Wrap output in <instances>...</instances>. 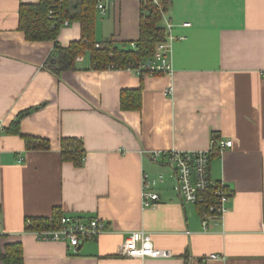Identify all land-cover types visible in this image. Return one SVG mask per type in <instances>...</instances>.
<instances>
[{
    "label": "crops",
    "instance_id": "crops-1",
    "mask_svg": "<svg viewBox=\"0 0 264 264\" xmlns=\"http://www.w3.org/2000/svg\"><path fill=\"white\" fill-rule=\"evenodd\" d=\"M38 1L0 0V253L20 243L23 264H200L210 254L218 257L205 264H264V0H161L172 73L156 75L96 69L89 50L72 69L50 70L56 46L78 40L81 25H63L56 40H27L18 9ZM141 2L95 7V40L136 41ZM138 88L140 108L123 109L122 90ZM25 110L20 133L48 140V149H27L5 132ZM62 137L82 141L80 166L61 160ZM213 140L232 141L209 162L211 181L222 182L230 199L204 228V208L182 199L174 168L151 154L212 150ZM144 172L163 176L149 208L141 204ZM54 207L99 216L106 229L75 248L38 240L25 219ZM133 231L148 232L170 256H123Z\"/></svg>",
    "mask_w": 264,
    "mask_h": 264
},
{
    "label": "trees",
    "instance_id": "trees-1",
    "mask_svg": "<svg viewBox=\"0 0 264 264\" xmlns=\"http://www.w3.org/2000/svg\"><path fill=\"white\" fill-rule=\"evenodd\" d=\"M98 0H39L36 3H21L18 9V27L30 41L56 40L64 21H77L81 25V37L73 40L66 47L56 46L57 56L48 61V68L54 72L72 69L78 56L86 50L91 52L93 67L96 69H125L128 65H138L151 58L156 44L164 41L166 28L162 25V12L167 9V2L161 0H142L139 16V37L136 41L117 45L111 39L96 41L94 38L95 7ZM51 12V13H50ZM141 89H124L121 92L123 109L140 108ZM30 110L18 114L5 132L20 135L27 149H48L49 141L44 138L21 134L19 125L21 118ZM61 160L71 162L75 166L82 164L85 150L82 141L75 137L60 139ZM217 151L214 145L212 152ZM203 209L204 205L199 204ZM64 213L60 207H54L53 219L60 218ZM48 216L28 217L25 228L37 227L47 222ZM27 220L30 227L27 226ZM0 260L4 264H23L20 243L7 244Z\"/></svg>",
    "mask_w": 264,
    "mask_h": 264
},
{
    "label": "built area",
    "instance_id": "built-area-1",
    "mask_svg": "<svg viewBox=\"0 0 264 264\" xmlns=\"http://www.w3.org/2000/svg\"><path fill=\"white\" fill-rule=\"evenodd\" d=\"M107 0H98L96 8L104 11ZM51 13V12H50ZM69 22L64 21L63 25ZM190 25V23H184ZM167 36L164 41L158 42L151 58L138 65H128L125 70L135 75L142 74H171L172 64L170 60L173 36L170 33L171 24L167 23ZM169 93L172 92L170 87ZM0 122V130H2ZM213 143L219 146L217 152L224 147L231 146L232 141H216ZM212 150L180 151L171 150L167 152H153L151 159L157 161L160 156L174 168L177 175L178 193L185 202L204 205L202 213V226L206 228L210 221H214L226 211V204L230 199V193L222 182L214 183L209 176V162ZM163 176L158 175L157 179L152 178L144 172L141 176V204L143 208H149L159 200V194L153 189L157 182H162ZM27 226L30 223L27 220ZM264 229V222L262 223ZM106 229L105 221L99 216L83 218L77 215L63 214L60 218L53 219L48 216L47 222L28 230L38 240L62 241L75 248L87 240L96 238ZM120 253L128 257H152L165 258L170 256L169 251L156 248L151 240L150 234L145 231H133L123 241ZM216 254H210L202 259L200 264H205L207 259L217 258Z\"/></svg>",
    "mask_w": 264,
    "mask_h": 264
},
{
    "label": "bare ground",
    "instance_id": "bare-ground-1",
    "mask_svg": "<svg viewBox=\"0 0 264 264\" xmlns=\"http://www.w3.org/2000/svg\"><path fill=\"white\" fill-rule=\"evenodd\" d=\"M77 249V248H76Z\"/></svg>",
    "mask_w": 264,
    "mask_h": 264
}]
</instances>
